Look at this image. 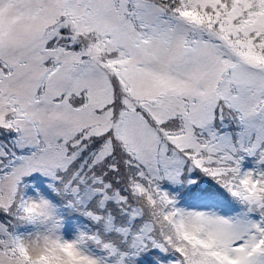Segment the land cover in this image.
I'll list each match as a JSON object with an SVG mask.
<instances>
[{"label": "snow or ice", "instance_id": "6c2138e0", "mask_svg": "<svg viewBox=\"0 0 264 264\" xmlns=\"http://www.w3.org/2000/svg\"><path fill=\"white\" fill-rule=\"evenodd\" d=\"M0 264H264V0H0Z\"/></svg>", "mask_w": 264, "mask_h": 264}]
</instances>
